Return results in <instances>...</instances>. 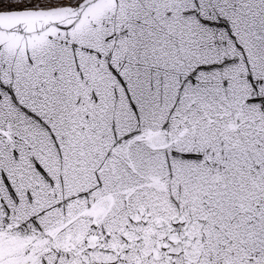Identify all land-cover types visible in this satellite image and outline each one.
<instances>
[{
	"label": "snow or ice",
	"instance_id": "1",
	"mask_svg": "<svg viewBox=\"0 0 264 264\" xmlns=\"http://www.w3.org/2000/svg\"><path fill=\"white\" fill-rule=\"evenodd\" d=\"M0 264H264V0H0Z\"/></svg>",
	"mask_w": 264,
	"mask_h": 264
}]
</instances>
